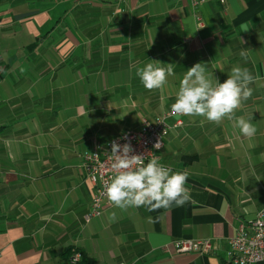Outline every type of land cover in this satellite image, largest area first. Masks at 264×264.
I'll return each instance as SVG.
<instances>
[{"label":"crops","instance_id":"obj_1","mask_svg":"<svg viewBox=\"0 0 264 264\" xmlns=\"http://www.w3.org/2000/svg\"><path fill=\"white\" fill-rule=\"evenodd\" d=\"M174 65L159 89L137 70ZM197 63L223 82L254 77L233 118L182 115L156 153L187 174L182 206L105 208L82 153L171 109ZM252 116L244 137L235 117ZM264 207V0H0V264H224L228 239ZM210 239L207 255L176 240ZM264 264V263H262Z\"/></svg>","mask_w":264,"mask_h":264},{"label":"clouds","instance_id":"obj_2","mask_svg":"<svg viewBox=\"0 0 264 264\" xmlns=\"http://www.w3.org/2000/svg\"><path fill=\"white\" fill-rule=\"evenodd\" d=\"M141 84L149 90L163 87L167 78L175 75L174 65L149 61L137 70ZM254 77L247 68H232L227 78L220 82L209 74L206 65L197 63L188 69L180 81L175 93V102L171 110L175 114L202 117L210 122H219L223 118H233L235 110L243 100L252 95L249 85ZM239 132L244 137H252L256 128L252 116L247 119L235 117ZM154 149H159L157 143ZM129 143L113 142L111 156L115 158L113 168L118 174L111 178L106 187L109 201L118 208L145 207L149 210L182 206L188 199L185 187L187 174L161 163L158 155L150 159L143 155H132Z\"/></svg>","mask_w":264,"mask_h":264},{"label":"built area","instance_id":"obj_3","mask_svg":"<svg viewBox=\"0 0 264 264\" xmlns=\"http://www.w3.org/2000/svg\"><path fill=\"white\" fill-rule=\"evenodd\" d=\"M207 1L190 0L193 7H198ZM181 116L170 109L153 121L142 119L139 129L124 132L111 139L103 152L95 148L82 153L81 169L85 179L94 186L90 211L83 217L85 224L100 218L105 208L113 206L106 195L107 185L111 178L118 174V170L113 168L115 158L110 155L112 143L117 142L121 145L129 143L133 148L132 155H143L150 159L152 154L156 155L163 148L164 138L183 124ZM157 143L160 144V148L154 149L153 146ZM228 246L224 264L264 263V207L256 212L252 221L239 226L235 235L228 239ZM173 247L179 254L207 255L214 250L210 239L176 240L173 242ZM80 261L81 253L77 249H72L67 264H80Z\"/></svg>","mask_w":264,"mask_h":264}]
</instances>
